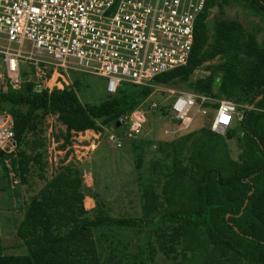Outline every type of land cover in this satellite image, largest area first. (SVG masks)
<instances>
[{"label":"trees","instance_id":"16d2710c","mask_svg":"<svg viewBox=\"0 0 264 264\" xmlns=\"http://www.w3.org/2000/svg\"><path fill=\"white\" fill-rule=\"evenodd\" d=\"M228 1L205 0L187 63L154 80L160 85L187 81L204 62L222 55L225 62L206 77L197 78L191 88L218 100L249 105L243 109L238 127L231 125L224 135L201 128L170 142L171 165L161 194L153 188L143 192L146 218L159 215V219L176 222L173 233L184 251L176 264H264V43L243 32L239 22L228 19L214 22L208 43L209 10ZM244 1L253 9L264 10V0ZM34 86L26 80L20 90L0 89V105L26 108L20 115L13 114L16 143L40 109L57 115L65 126L63 141L67 145L75 132L96 129L98 121L120 117L152 92L151 88L125 85L133 91L90 104L81 103L73 87L36 91ZM238 133L240 145L249 154L242 163L230 156L225 140ZM8 154L0 157V163ZM21 154L17 162L12 161L11 169L19 171L27 182L30 159ZM40 157L33 159L40 162ZM83 199L79 172L57 171L32 196L17 227L16 236L26 252L4 254L0 242V264H101L93 228L108 223L142 225L129 217L100 215L91 219Z\"/></svg>","mask_w":264,"mask_h":264},{"label":"rangeland","instance_id":"374dc122","mask_svg":"<svg viewBox=\"0 0 264 264\" xmlns=\"http://www.w3.org/2000/svg\"><path fill=\"white\" fill-rule=\"evenodd\" d=\"M218 19L239 22L243 32L253 36L258 43H264V10L253 9L244 0L216 3L206 18L208 43L212 41L214 22ZM224 62V56L216 55L199 66L187 81L163 87L193 91L191 84L197 78L206 77ZM28 76L29 71H24L22 79ZM63 76L68 85L62 77L58 79L66 87L75 89L81 103L96 104L134 89L125 86L117 94L109 95L102 77L83 71H69ZM48 77V73L44 74L41 81L47 84L45 78ZM41 81L40 84L43 83ZM52 83L53 80L48 85ZM170 97L171 91L163 97L159 91L153 90L143 96L135 108L120 117L108 122L98 121L96 129L75 132L67 145L63 141L65 126L57 115L38 110L29 128L22 134V140L6 157L8 162L0 163V242L3 253L26 252L16 231L30 199L57 171L76 169L82 177L83 204L89 218L110 215L136 218L142 223L131 227L108 223L93 228L101 264H176L184 252L182 242L173 233L176 222L159 219V215L146 218L143 214V192L153 188L161 194L171 165L170 142L201 128L211 129L213 114L209 110L203 116L197 115L187 128H178L179 123L168 112L150 107V103H166L171 100ZM236 104L232 127H238L243 109L249 107L244 101ZM213 105H216V100ZM25 109L23 105H0V119L10 117L13 125V114L20 115ZM135 109L144 113V121L140 133L131 134L129 120ZM112 134L117 140L110 138ZM240 136L241 133H238L233 138H227V145L230 156L242 163L249 154L240 145ZM124 149L126 156L118 159L115 152ZM21 153L30 159L27 182L22 181L19 171L11 169L12 161L17 162L22 157ZM37 155L41 156L40 162L33 159Z\"/></svg>","mask_w":264,"mask_h":264},{"label":"built area","instance_id":"2783aa9c","mask_svg":"<svg viewBox=\"0 0 264 264\" xmlns=\"http://www.w3.org/2000/svg\"><path fill=\"white\" fill-rule=\"evenodd\" d=\"M204 5L205 0H0V89L20 90L26 80L36 91L64 89L63 74L83 71L104 78L111 95L125 85L151 88L163 97L171 91L170 101L150 107L168 112L181 129L210 110L211 129L224 133L236 102L154 82L187 63ZM47 73L45 84L41 77ZM131 113V134H138L144 113ZM110 138L117 140L114 134ZM15 145L11 118L0 119V149L7 147L8 154Z\"/></svg>","mask_w":264,"mask_h":264},{"label":"crops","instance_id":"0c3cea01","mask_svg":"<svg viewBox=\"0 0 264 264\" xmlns=\"http://www.w3.org/2000/svg\"><path fill=\"white\" fill-rule=\"evenodd\" d=\"M218 133H220V132H218ZM220 134H222V133H220ZM225 140H226V142H228V139L227 138H225ZM115 154L119 157L118 159H121L120 157L126 156V149L119 150L118 152H115Z\"/></svg>","mask_w":264,"mask_h":264},{"label":"water","instance_id":"95a60500","mask_svg":"<svg viewBox=\"0 0 264 264\" xmlns=\"http://www.w3.org/2000/svg\"><path fill=\"white\" fill-rule=\"evenodd\" d=\"M34 80V78H33ZM8 148L7 147H4L2 149H0V157L4 154V152L7 150Z\"/></svg>","mask_w":264,"mask_h":264},{"label":"snow or ice","instance_id":"6c2138e0","mask_svg":"<svg viewBox=\"0 0 264 264\" xmlns=\"http://www.w3.org/2000/svg\"><path fill=\"white\" fill-rule=\"evenodd\" d=\"M224 122L227 123V118L224 119Z\"/></svg>","mask_w":264,"mask_h":264}]
</instances>
